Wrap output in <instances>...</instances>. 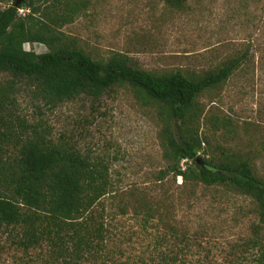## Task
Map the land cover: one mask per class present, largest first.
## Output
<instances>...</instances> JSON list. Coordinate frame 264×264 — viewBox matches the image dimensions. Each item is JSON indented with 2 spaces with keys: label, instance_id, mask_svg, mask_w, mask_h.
<instances>
[{
  "label": "trees",
  "instance_id": "trees-1",
  "mask_svg": "<svg viewBox=\"0 0 264 264\" xmlns=\"http://www.w3.org/2000/svg\"><path fill=\"white\" fill-rule=\"evenodd\" d=\"M162 1L170 9L188 2ZM85 6V0H12L0 7V227L20 229V245H45L66 263L101 258L108 264L107 258L122 252V243L141 240L140 264H216L191 259V240L175 230L165 204L155 202L146 189H130L133 199L125 203L108 161L55 139L15 111L24 89L54 107L82 96L99 101L124 87L154 107L162 121L168 165L157 172V183L172 174L183 179L188 191L200 184L222 186L251 199L259 223L245 244L256 250L254 264H264V178L248 157L225 150L220 156H202L206 139L198 131L204 116L199 97L223 86L248 61L249 50L203 75L142 69L120 52L97 59L62 31ZM26 43L45 45L48 51L27 50ZM206 121L216 128L230 124L215 115H206ZM127 212L137 220L136 229H124L117 219ZM179 241H185L184 248ZM172 244L179 250L170 249Z\"/></svg>",
  "mask_w": 264,
  "mask_h": 264
},
{
  "label": "rangeland",
  "instance_id": "rangeland-1",
  "mask_svg": "<svg viewBox=\"0 0 264 264\" xmlns=\"http://www.w3.org/2000/svg\"><path fill=\"white\" fill-rule=\"evenodd\" d=\"M85 1V10L62 31L97 59L120 52L142 69L203 75L248 49V61L223 86L199 97L204 116L198 131L206 139L202 156L228 152L248 157L264 178V0H188L179 9H170L162 0ZM11 2L0 0V7ZM24 47L48 51L39 43ZM17 100L20 118L108 161L125 203L133 199L128 191L134 187L163 202L175 230L191 240L193 261L255 263L256 250L245 244L259 223L251 199L222 186L200 184L188 191L183 179L175 180L172 174L158 184L157 172L168 165L163 124L156 109L140 103L131 89L118 87L99 101L82 96L54 107L25 89ZM206 115L224 117L230 124L216 128L204 123ZM131 218L127 212L117 219L124 229H136L137 220ZM19 230L0 227V264H104L101 258L66 263L45 245L25 248L19 244ZM183 242H178L180 247ZM144 244L122 243V252H115L107 263L140 264ZM170 249L179 247L172 244Z\"/></svg>",
  "mask_w": 264,
  "mask_h": 264
},
{
  "label": "built area",
  "instance_id": "built-area-1",
  "mask_svg": "<svg viewBox=\"0 0 264 264\" xmlns=\"http://www.w3.org/2000/svg\"><path fill=\"white\" fill-rule=\"evenodd\" d=\"M23 12H24V9H21V10H20V13H23Z\"/></svg>",
  "mask_w": 264,
  "mask_h": 264
}]
</instances>
